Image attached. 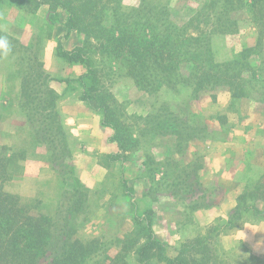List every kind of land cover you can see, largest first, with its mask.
I'll use <instances>...</instances> for the list:
<instances>
[{
    "label": "rangeland",
    "instance_id": "374dc122",
    "mask_svg": "<svg viewBox=\"0 0 264 264\" xmlns=\"http://www.w3.org/2000/svg\"><path fill=\"white\" fill-rule=\"evenodd\" d=\"M141 1L119 0L126 12ZM145 1L168 5L171 20L183 24L206 0ZM8 9L9 4L2 5L0 19L10 31L6 34L13 51L7 57L0 55V158L5 162L10 153L14 157L10 164L5 162V173L0 174L4 191L21 202L40 201L41 210L51 215L60 204L62 216L70 206L73 189H86L88 197L77 212L70 210V222L76 226L75 236L80 240L98 238L109 247L101 248L99 253L120 250L118 240L133 229V217L149 206L153 210L152 234L164 243L167 255H177L182 244L188 242L189 249L183 255L197 264H264V220L245 212L230 228L226 227L238 194L264 171V88L248 86L243 97H234L227 86L193 93L191 68L181 64V82L156 92L145 91L122 67L109 65L106 59L102 82L139 138L137 147L111 158L110 154L117 152L116 143L110 141L111 129L90 123L93 117L101 120V114L84 100L89 118L79 117L81 122L75 123L78 108L67 102L76 99L79 91L55 88L56 81L67 86L55 75L68 67L52 60L51 70L56 72L48 74V84L60 95L56 111L66 133V145L54 147L36 137V116L29 119L20 106L22 76H33L43 69L40 59L44 46L40 40L24 45L17 36L22 35L25 23L40 21L34 20L35 12H26L18 20L21 27L14 26L16 22L5 20ZM247 16L245 11L240 12L234 30L211 35L217 62L234 58L259 38L264 42V24H254ZM43 28L47 36L51 25L44 23ZM258 57L254 54L250 59L256 62ZM73 68L77 69L70 66L71 71ZM167 118L176 126V132L153 129L155 119ZM124 184L133 192H127ZM200 209L210 212L206 217L210 222L204 226L194 217ZM203 220L205 216L199 218ZM201 238H205L206 249L198 254L195 248H199ZM143 242L145 239H140L127 253V264H140L136 250Z\"/></svg>",
    "mask_w": 264,
    "mask_h": 264
},
{
    "label": "trees",
    "instance_id": "16d2710c",
    "mask_svg": "<svg viewBox=\"0 0 264 264\" xmlns=\"http://www.w3.org/2000/svg\"><path fill=\"white\" fill-rule=\"evenodd\" d=\"M41 1L52 10L61 8L67 12L65 36L73 31L83 35L82 43L71 50L64 49L59 40L56 55L65 63L81 66L77 77L62 78L67 84L65 92L79 89L81 99L100 112L101 124L111 129L110 141L117 146V152L111 153V158L137 147L139 138L102 82L106 59L109 65L122 67L145 91L156 92L163 86L172 87L181 82V64L191 68L193 93L227 86L234 97H243L248 86L264 88V56L260 55L264 54L262 38L223 62L214 59L211 47V35L234 30L242 11L254 24H264V0H206L183 24L171 20L168 5H153L145 0L131 12L123 10L119 0H0V18L4 4H15L25 12L34 13ZM0 36L7 38L2 30ZM254 54L259 55L256 62L250 59ZM38 66L42 67V63ZM49 78L43 69L33 76L23 75L20 106L25 108L29 119L36 116L38 139L54 147H64L66 133L56 111L60 95L49 86ZM175 127L170 118L155 119L153 125L158 132H176ZM13 157L10 153L5 162L10 164ZM3 160L0 158L1 175L7 168ZM124 186L127 192H133L132 187ZM86 197L87 190L76 187L66 215H59L64 211L60 204L51 215L41 210L40 201L21 202L0 185V264H127V253L140 239H145L136 250L140 264H197L183 255L189 249L188 242L182 244L177 255H167L164 243L152 234L153 210L149 206L137 211L133 217V229L118 240L120 250L114 254L99 253L101 248L109 247L98 238L80 240L75 236L76 226L70 222V210L74 208L77 212ZM245 212L264 220V171L256 182L238 194L226 227L230 228ZM204 239L197 243L198 254H203L206 249Z\"/></svg>",
    "mask_w": 264,
    "mask_h": 264
},
{
    "label": "crops",
    "instance_id": "0c3cea01",
    "mask_svg": "<svg viewBox=\"0 0 264 264\" xmlns=\"http://www.w3.org/2000/svg\"><path fill=\"white\" fill-rule=\"evenodd\" d=\"M23 14L27 15L25 11H23L22 9H19L15 4H11L9 5L8 14L5 15L4 17H5V20L9 21L12 24L16 22L14 26L21 27L20 24L22 23L18 22V20L23 16ZM36 15L37 17L34 20L40 21V24H37V23L35 24L34 21H33V24L31 25H28L25 23L24 31L26 29L27 33L25 35L23 31V33H21L22 35L17 36L18 42L26 45L33 41H35V43L39 42L40 40V43L44 46L42 50L43 56L40 59L41 62L43 63V69H45L44 71H46L47 74L49 73L54 74L56 71L55 69L51 70V62L52 60H54V62L55 61L58 62V60H60L64 63V65H66V67H68L67 68L68 70L63 69L61 70L60 73L58 72L59 74L55 76H58V78L77 77L80 74L81 66H79L78 64H74V63L72 64L65 63L62 59L57 57L56 47H57L58 41L60 40L64 49L71 50L82 43L83 35L73 31L65 36L66 30H65L64 23L67 18V12L64 9L57 8V9L52 10L49 8V6L46 3L41 1L37 10L35 11V16ZM44 23H48V25H51V31L49 34H47V36L43 35ZM0 30H2L3 32L7 34L10 33V31L6 30V28H4L2 24H0ZM2 56L7 57L5 55H2ZM72 65L77 67V69L73 68V70L71 71L70 66ZM56 82L58 83V85H55V88L58 91H63L66 85L61 83V81H56ZM76 90L77 92L79 91V94L78 95L76 94V99L72 98V100L68 101L67 103L74 105L78 108V111L75 113V123H79L81 122L80 119L89 118L88 117L89 109L85 106V103L82 101L80 97V90L79 89H76ZM91 121L93 123L101 124V120H99V118L97 117L91 118L90 123H92ZM207 160H209V153L207 156ZM205 164L206 165L204 168L208 167L207 165L208 162L207 163L205 162ZM209 213H210L209 210L206 211V210L200 209L198 211H195L194 213L195 221L198 224H201L204 226L206 223L210 222L208 220L206 222V217H208ZM204 216H205V221L203 220L200 222L199 218H203Z\"/></svg>",
    "mask_w": 264,
    "mask_h": 264
},
{
    "label": "clouds",
    "instance_id": "9594fccd",
    "mask_svg": "<svg viewBox=\"0 0 264 264\" xmlns=\"http://www.w3.org/2000/svg\"><path fill=\"white\" fill-rule=\"evenodd\" d=\"M11 52V45L6 37L0 36V55H8Z\"/></svg>",
    "mask_w": 264,
    "mask_h": 264
}]
</instances>
